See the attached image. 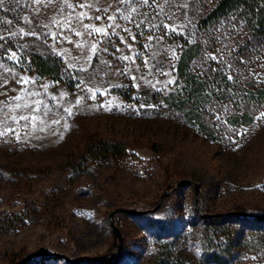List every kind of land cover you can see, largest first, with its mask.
<instances>
[{"label":"rangeland","instance_id":"1","mask_svg":"<svg viewBox=\"0 0 264 264\" xmlns=\"http://www.w3.org/2000/svg\"><path fill=\"white\" fill-rule=\"evenodd\" d=\"M210 4L0 3V264L14 252L60 256L24 264H67L62 255L113 251L108 214L119 206H156L113 215L123 264H152L158 252L197 260L205 249L193 184L162 195L180 179L199 183L203 212L264 214V107L238 124L229 110L216 111L208 117L212 136L175 109L184 93L176 61ZM38 55L57 63L54 77L36 71ZM256 65L264 80V58ZM99 138L125 152L91 159L88 145ZM222 226L219 241L232 242L223 264H264V222Z\"/></svg>","mask_w":264,"mask_h":264},{"label":"trees","instance_id":"2","mask_svg":"<svg viewBox=\"0 0 264 264\" xmlns=\"http://www.w3.org/2000/svg\"><path fill=\"white\" fill-rule=\"evenodd\" d=\"M195 26V38L187 40L176 61L184 93L174 97L175 109L212 136L208 117L216 111L229 110L232 122L238 124L251 121L254 106L264 107V80L259 81L254 75L258 59L264 58V0H211L210 6L197 16ZM33 62L41 75L54 77L58 73L57 63L50 62L48 58L38 55ZM125 149L122 143L99 138L88 145L86 153L91 159L110 161L122 155ZM193 212L203 225L204 254L197 260L188 261L176 254L170 258L158 252L152 264H223L232 255V242L230 238L226 243L219 241L217 235L224 233L222 225L229 219L264 222V217L257 213L244 214V211L209 216H202L195 208ZM112 249L96 255L105 262L83 258L67 260L66 263L123 264L122 250L109 260ZM24 254L14 252L10 256V264H15Z\"/></svg>","mask_w":264,"mask_h":264},{"label":"water","instance_id":"3","mask_svg":"<svg viewBox=\"0 0 264 264\" xmlns=\"http://www.w3.org/2000/svg\"><path fill=\"white\" fill-rule=\"evenodd\" d=\"M181 183H192L193 186H194V196H195V199H194V207L195 209L198 210V212L202 215V216H209V215H212V213H207V212H203L197 205V194H198V189H199V183L196 182V181H193L191 179H180L176 182L175 186L170 190V191H164L162 193L163 194H167L171 191H173L179 184ZM161 197V196H160ZM156 208V206L152 209H133V208H128V207H123V206H119V207H116L114 208L113 210H111L108 214V217H109V220H110V223H111V227H112V230H113V236H114V250L111 252L110 254V258L109 260L118 252L120 251L121 249V246H122V234L119 230V228L113 223L112 221V218H113V215L118 212V211H124V212H132V213H144V212H149V211H152ZM230 211H227V212H221V213H229ZM241 213V212H239ZM244 214H248V213H244ZM258 216H262L264 217V214H257ZM40 255H48V256H51V255H59L58 253H50V252H47V251H31V252H28L26 253L25 255H23V257L18 260L15 264H21L23 262H26L29 258L31 257H34V256H40ZM62 257H64L66 260H71V259H74V260H79V259H83V258H88V259H92V260H101L103 262H105L104 260L96 257V256H88V255H81L80 257H77V258H70V257H67V256H64L62 255Z\"/></svg>","mask_w":264,"mask_h":264},{"label":"snow or ice","instance_id":"4","mask_svg":"<svg viewBox=\"0 0 264 264\" xmlns=\"http://www.w3.org/2000/svg\"><path fill=\"white\" fill-rule=\"evenodd\" d=\"M3 2V0H0V3H2Z\"/></svg>","mask_w":264,"mask_h":264}]
</instances>
